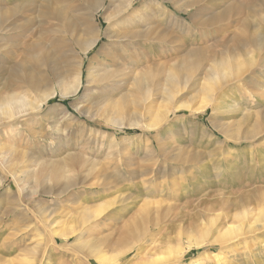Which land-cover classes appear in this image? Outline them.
I'll return each instance as SVG.
<instances>
[{"label":"rangeland","instance_id":"1","mask_svg":"<svg viewBox=\"0 0 264 264\" xmlns=\"http://www.w3.org/2000/svg\"><path fill=\"white\" fill-rule=\"evenodd\" d=\"M188 1L166 2L163 11L135 0L145 20L136 40L138 56L145 54L141 81L93 110L105 38L82 55L81 67L77 52L96 24L104 29L106 5L92 12L84 0H0V102L13 91L28 102L57 91L39 114L0 127V264H99L98 248L111 264H264L256 220L264 216V0H212L214 9L200 15ZM44 11L70 20L46 19ZM245 37L260 45L244 47L240 63L228 58L208 80L209 62L231 56ZM79 71V91L60 97ZM32 77L45 85L29 94ZM216 92L228 95L234 112L228 104L213 113L171 109ZM164 108V122L146 128ZM218 130L230 136L219 142ZM243 213V226L253 227L221 237ZM134 232H143L139 242Z\"/></svg>","mask_w":264,"mask_h":264},{"label":"bare ground","instance_id":"2","mask_svg":"<svg viewBox=\"0 0 264 264\" xmlns=\"http://www.w3.org/2000/svg\"><path fill=\"white\" fill-rule=\"evenodd\" d=\"M84 1L86 2L85 4L88 5V7H89V11H92V12H98L104 7V5H106L105 14L103 15V21L106 24L104 29H102L98 24H96L95 27H93L94 26L93 24H90V26L92 25V27L94 28L93 29V33H91V35L88 37V39L82 44H78V42L76 41L77 44H78V48H79V51L76 50V51H78L77 52L78 53V63H79V66L81 67V65H82V55L86 54L90 49H92L99 42V39H100L101 35L105 38V41L101 43V47L99 48L98 57H95L96 66L98 67L97 68L98 69L97 70L98 71V73H97L98 75H97V78L93 82H97L98 88L97 87L96 88L98 89V91L96 93L94 92L96 94V99L93 101L94 105H92V106L95 107V108H93V110H98V109H101L103 106H105V101L110 96V94H112V92L117 91L119 88L123 87V85H125L129 81L131 83H134V84H139V81H141V80H139V73H140L139 68L142 65L143 61H141V60L143 59V56H145V54L143 56H141V57L138 56V54H141L140 51H139L140 44H138V41H136V40H138L139 36L141 35V33L138 31L137 28H139L138 26H142L143 22L145 20L143 21L142 14H141V12L139 10V7H140L139 4L140 3H138L139 7L134 6L135 0H84ZM183 1H185V0H183ZM166 2L170 3L171 5H173V7L176 6L175 5V0H151V3H153V5H158L160 8L163 9V11L167 10L165 8V3ZM261 2H262V0H261ZM186 7L187 8L194 7L195 10L197 11V13H199V15H200V14H207L208 11L213 10L214 9V3H213L212 0H189L188 3H186ZM48 10L50 11L51 9H48ZM49 11H44L43 12L44 16L46 17V19L58 18V19L62 20V22H64V20L67 22L68 19H66L67 14L65 12H62V11L49 12ZM194 14H195V11H194ZM255 14H257V13H255ZM6 16H7V13H6ZM202 16H204V15H202ZM218 16H219V14H218ZM3 17H4V15H3ZM143 17H145V15ZM215 18H216V15L211 17V19H215ZM209 20H210V18H209ZM8 21L9 20L7 19V22ZM75 21L76 20H74V22ZM206 21L208 22V20H206ZM246 21H248V20H246ZM90 23H91V21H90ZM202 23H204V22H202ZM210 23H212V22H210ZM70 24H69V26H71ZM145 24H147V23H145ZM244 24H247V23H244ZM90 26H89V28H90ZM201 26L205 27L206 25H202L201 24ZM143 28L144 27H142L141 29H143ZM69 29H68V31H69ZM247 31H249V30H247ZM138 33H140V35ZM243 41L244 42H242L241 47L239 46L238 48H236L235 52L232 53L231 56H228V57H225V58L222 57V58H219V59H215L214 58L215 60L213 59V61L211 63L209 62L208 68L210 70V73L208 74V77H209L208 80L216 78V75L223 70V68H224L223 66H224V64H226L225 62L228 61V58L233 59L236 62H239L238 58L243 55V53L245 52L244 49L247 48L248 46H250V44L251 45L254 44L256 46H259L261 40L254 42V41L250 40L249 38L245 37ZM58 45H60V44H58ZM73 45L75 46L76 44H73ZM233 48L235 49V47H233ZM137 49H138L139 53L137 52V54H135L134 51H136ZM143 51H144V49H143ZM225 55H228V53L225 54ZM54 56H56V55H54ZM61 57L63 58V56H61ZM144 58H146V57H144ZM54 60H57V62H58V58L57 59L54 58ZM20 63H21V61L19 62V64ZM51 63H53V62H51ZM231 63H233V62H231ZM187 65H189V64L187 63ZM61 66H63V65H61ZM57 68L55 66V69H57ZM63 69H65V68H63ZM205 69H207V68H205ZM177 70L178 69L174 70L172 72V74H171V79L173 81L176 78L175 76L177 75ZM49 73H50V71H49ZM58 73H59V70H58ZM58 73L55 74V72H54V79L55 78L56 79L59 78L60 77L59 74L63 73V71L61 73H59V74ZM77 74L78 75L76 77V81L72 84L71 87H69L68 89L65 88V89L59 91L58 95L60 97L67 98L68 96H72V95L76 94L79 91L80 85H81V82H80L79 79H80V76H81L80 74H82V73H80V71H79ZM243 74H244V72H243ZM238 77H241V76H238ZM238 77H236V78L239 79ZM46 78H47V75H46ZM92 78L94 79V77H91V80H93ZM51 79H52V77H51ZM140 79H141V77H140ZM59 80H61V79H59ZM29 81L30 82L28 83V86H25V87H27V92L26 93H29V94L38 92V90L40 88V82H41V84H44V83H42V81H39L38 77L37 78H33L32 77V78H30ZM47 84H49V82ZM56 93H57L56 88L52 87L46 93H44L43 95L38 97L39 98L38 102H28V98H26L25 92H22V91H21V93L20 92L19 93L18 92H14V91L11 92V94L7 93V95L4 96V99H2L1 102H0V127L4 126L5 124H8L9 122H12L13 120H17V119H20L22 117H25L26 115L39 114L42 111L43 105L48 103L49 99L55 97ZM216 94H217V92L215 93V95H205L201 99L199 104L196 105V106H192L191 107L188 104H182V105H177V106H175V108H171V109H174V110L176 109L177 110V108H183L184 110L189 111L191 113L192 112L193 113L194 112L195 113L203 112V111H205L206 108H209L211 110V113L216 112L218 110L222 111V109L227 107V104L230 105L229 102H228V95L225 94V95L221 96L220 95L221 93H219L220 96H218V94L217 95ZM167 96L168 97L166 99L167 100H171L173 98L174 94H171V92H169L167 94ZM71 108L73 109V111H76L79 114L87 116L88 118L92 117V114L89 113L90 112V108L88 110H83V109L81 110V108L77 107L73 103L71 104ZM60 109H61L60 112L65 114V116L67 115V113H70L66 107H61ZM168 110H169V108H164V110H162L161 113L158 114V116L156 118L151 119L149 122H147L145 124V127L149 128V129H154V128L159 127L160 123L163 120L166 119V116L168 114ZM234 111H235V109H233V107H231V105L229 106L228 109L226 108V112L227 113H232ZM223 112H225V110H223ZM211 119H212V117H211ZM210 122L212 123V121H210ZM218 133L222 137L221 138V137L216 136V139L219 142L222 141L223 139H225L226 137L230 136L229 134L227 136V134L224 131H222V130H218ZM208 138H209V141L212 140L211 135ZM250 161H251V159H250ZM243 167H244V165H243ZM107 208L108 207H106V209ZM245 214L246 213H243L242 215L237 216V218H238L237 222L238 223L235 224V225H230V226L226 227V230L223 232L221 237H225V236L229 237L230 235H233V237H234L236 235L244 233L245 230H246V229L244 230L245 227L248 228V229L253 227L252 223L248 222V221H246L248 223L247 224L245 223V226H243V223L245 222V218H246ZM260 218L261 219H256V220L260 221L257 224V226L262 227V226H264V216L262 215V216H260ZM87 220H85L84 223L85 222L87 223ZM254 228H255V226H254ZM58 232H59V230L57 231V233ZM74 232H76V231L74 230ZM60 233H61V231H60ZM70 234H72V231H71ZM144 235H145V233H144ZM61 236L65 237L66 235L61 233ZM142 236H143V232H141V233H135L134 232V237L135 238H133V239H134L135 242H139L141 240ZM221 237H219V238L221 239ZM96 243H95V246H96ZM198 243L199 242H197L196 245ZM89 249L91 250V249H93V247L92 248L90 247ZM98 250H99V248H98ZM98 250H96V249L93 250V259L95 258L96 262H98L99 264H111L112 263V261H111L112 257L111 258L107 257L104 253H102L101 251H98ZM149 264H153V262H150Z\"/></svg>","mask_w":264,"mask_h":264}]
</instances>
